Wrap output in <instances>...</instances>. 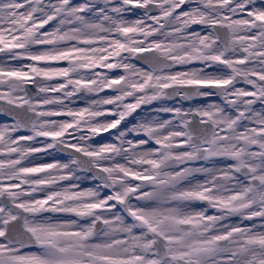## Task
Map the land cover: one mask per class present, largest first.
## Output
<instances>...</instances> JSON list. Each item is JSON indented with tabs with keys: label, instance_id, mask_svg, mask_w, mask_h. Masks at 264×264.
Returning a JSON list of instances; mask_svg holds the SVG:
<instances>
[{
	"label": "snow or ice",
	"instance_id": "1",
	"mask_svg": "<svg viewBox=\"0 0 264 264\" xmlns=\"http://www.w3.org/2000/svg\"><path fill=\"white\" fill-rule=\"evenodd\" d=\"M0 264H264V0H0Z\"/></svg>",
	"mask_w": 264,
	"mask_h": 264
},
{
	"label": "rangeland",
	"instance_id": "2",
	"mask_svg": "<svg viewBox=\"0 0 264 264\" xmlns=\"http://www.w3.org/2000/svg\"><path fill=\"white\" fill-rule=\"evenodd\" d=\"M143 107V109H144V112L142 113L140 110H137V113L138 114H141V115H143V114H145V113H149L150 112V109H151V105H149V106H142ZM135 115H137V114H134V116ZM129 119L130 120H132L133 118L132 117H129ZM85 187H87V186H90V185H88V184H86V185H84Z\"/></svg>",
	"mask_w": 264,
	"mask_h": 264
},
{
	"label": "flooded vegetation",
	"instance_id": "3",
	"mask_svg": "<svg viewBox=\"0 0 264 264\" xmlns=\"http://www.w3.org/2000/svg\"><path fill=\"white\" fill-rule=\"evenodd\" d=\"M238 86H242V85H238ZM134 122V121H133ZM105 138H107V134H104Z\"/></svg>",
	"mask_w": 264,
	"mask_h": 264
}]
</instances>
